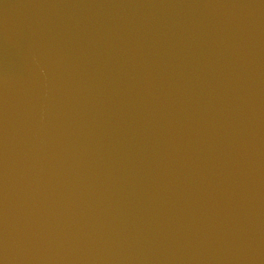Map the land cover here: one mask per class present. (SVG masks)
Masks as SVG:
<instances>
[{
	"label": "water",
	"instance_id": "water-1",
	"mask_svg": "<svg viewBox=\"0 0 264 264\" xmlns=\"http://www.w3.org/2000/svg\"><path fill=\"white\" fill-rule=\"evenodd\" d=\"M0 264H264V0H0Z\"/></svg>",
	"mask_w": 264,
	"mask_h": 264
}]
</instances>
